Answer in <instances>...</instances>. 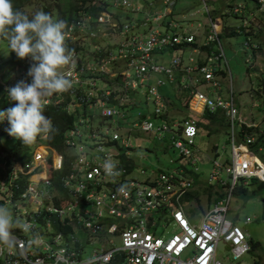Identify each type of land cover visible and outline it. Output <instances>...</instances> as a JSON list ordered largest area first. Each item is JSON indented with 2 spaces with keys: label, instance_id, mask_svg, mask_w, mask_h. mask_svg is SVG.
<instances>
[{
  "label": "built area",
  "instance_id": "built-area-1",
  "mask_svg": "<svg viewBox=\"0 0 264 264\" xmlns=\"http://www.w3.org/2000/svg\"><path fill=\"white\" fill-rule=\"evenodd\" d=\"M198 1L201 7L179 11L175 9L177 0H146L145 5L136 0H112L114 7L140 14L131 18L113 12L107 7L108 0H87L90 6L99 8L97 13L80 10L79 18L69 23L65 37H71L79 48L70 50L73 59L60 71L73 86L68 92L47 98L45 104L60 105L68 112L77 110L78 116L64 130V151L51 144L34 149L37 141H44L38 136L27 160L2 165L9 174L0 179V199L12 203L14 220L18 217L31 228L27 233L13 229L17 243L11 251L0 245V264H228L217 256L219 242L233 259L250 250L248 235L227 217V211L239 186L252 177L264 181V153H259L264 148V126L258 127L256 121L242 115L231 80L229 97L218 91L219 79L227 76L226 56L218 35L221 29L216 27L218 12L208 3L215 0L193 3ZM254 4L257 12L264 13V0H254ZM231 11L252 10L245 1L232 4ZM202 12L206 13L208 28L204 41L198 39L203 34L199 19L195 32L185 28V23L195 21L197 13ZM105 35L116 40L108 36L109 41L102 47L98 44L100 49L91 58L81 54L87 39L96 45ZM209 41L216 42V50L204 48L202 56L188 55L186 61L180 54L168 60L157 57L168 47L183 43H197L195 51L201 53L202 45ZM106 67H111V73ZM203 83L209 85L207 91L200 86ZM164 85L186 91L189 109L196 111L200 106V112L220 108L227 120L231 157L222 159L218 153L212 158L207 183L220 194L204 209L195 197L182 199L198 181L191 168L179 165L142 177L133 172L135 161L129 149L134 132L149 131L158 138L168 133L181 156L193 151L197 118H167L172 103L161 91ZM138 88H143L152 108L148 106L147 111L127 120L132 115L128 108L140 99L131 100ZM114 124L126 126V131L117 130ZM253 143L257 147H252ZM48 156L53 179L57 171L63 172L60 185H54L48 177ZM107 160L115 164L118 175L106 174L103 164ZM139 171L145 173L143 168ZM36 174L38 178L33 177ZM186 203H192L196 212L186 210ZM194 216H199V221ZM161 217L164 226L174 225L167 236L156 234ZM249 220L247 217L245 222ZM28 233H36L37 241Z\"/></svg>",
  "mask_w": 264,
  "mask_h": 264
},
{
  "label": "rangeland",
  "instance_id": "rangeland-1",
  "mask_svg": "<svg viewBox=\"0 0 264 264\" xmlns=\"http://www.w3.org/2000/svg\"><path fill=\"white\" fill-rule=\"evenodd\" d=\"M136 1H138L142 5H145L146 3V0ZM191 1L192 0H177V2L175 3V9L178 10V8L181 6H190ZM245 1L249 4V9L252 10L250 13L244 11V13L239 12V15H235L233 12H231L232 4H236L239 2L244 3ZM208 3L211 7H215L216 12H218L216 13V17H218L220 26L218 25L216 27L221 29L219 31V37L225 52L227 62V76L225 75L226 77L224 76L219 79L220 87L218 91L221 92L224 97H229V85L231 80L233 97L236 104L239 106L242 115L247 120H249L250 118L256 121L261 126H264V108L262 106L264 86L259 83V78L261 79V71H264V14H261L254 9V0H216L208 1ZM49 4L53 9L52 13L54 15L57 7H59V5H61L62 3H58V0H33L32 2L25 5V10L30 16H34L36 12L43 11L44 5ZM155 6H158V4H156ZM107 7L118 15L130 16L131 18H135L140 15L137 11L114 7L112 4V0H108ZM194 7H201V2L194 3L191 8ZM196 18L199 19L200 22L206 21V13H197ZM244 24H247L246 26H244V31H247L248 33L250 32L253 35L254 41L258 42V44L261 45V51H257L255 55H253L252 48L247 42L246 35L243 31H236L232 33L228 32L232 29V27L238 29L239 25ZM226 25L229 26L227 28V30L229 29L227 33L223 31ZM203 26L204 23H202L200 29H202ZM108 36H110L109 39H111V41L116 40V38H113L112 35H105L104 37H101V39L99 37L97 39V44L94 45V41L92 39H87L85 44L86 50L81 54H83L87 58H91L95 50L98 49V44L102 47L105 45V43H107V41H109ZM202 37L203 34L201 38ZM212 44L215 43L212 42ZM2 47V40L0 38V62H2L3 59H5V57L7 56L6 50L3 49L4 51H1ZM190 51V47H184L181 48V50L172 49L165 55V57H163V59L168 60L170 59V56L181 53L182 58L184 59V61H186L188 53ZM119 62L121 63L122 61ZM250 62L252 64V69L248 73L246 71V66ZM24 69V66L22 67V65H16L14 72L18 76L19 73L21 74V71H25ZM28 69L29 67H26L25 73L28 72ZM228 69L229 72H227ZM106 70L110 73L112 71L111 67H106ZM1 71L3 70L0 68V72ZM16 74H14V76ZM25 77H27V75H25ZM0 80L5 79L1 77ZM104 87L108 88V86L106 85ZM5 88H7V84H5ZM167 88V85L161 87L163 91H166ZM137 92L138 93L135 94L131 98V100H138L139 98L140 99L137 105H132L128 108V111L132 115L128 116L127 120H132L133 115H136L139 111H147L148 106L152 108V103L150 101L147 102V100L145 99L143 88H138ZM174 94L177 95V92L174 91ZM171 96L175 97V95L173 94H171ZM73 106L74 104L70 105V107ZM95 118H97V116ZM114 125L117 130L121 129V131H126V126H120L117 124ZM3 129L6 128L0 127L1 131ZM1 139L7 146H9L13 143L14 137L12 139H9L6 137L5 132H3ZM41 144L50 145L49 143H46L44 141H37L34 145V149H37ZM130 146H132L129 149L130 154L132 155L133 161H135V169L133 171L135 176L142 177L144 175L151 174L159 169L168 170L177 168L180 165L191 168L196 173L198 181L195 184V188H197L199 185L208 184V172L214 155H217L219 153V156L222 159L231 157V142L228 140L227 130H225L224 127H220V129L217 131L212 130L211 133H207L205 129L198 128L197 134L194 138V144L192 145L193 151L191 155L181 156L178 149L172 146L168 133H165L161 138H158L157 135L149 131L134 132L132 143ZM41 147L42 146H40L39 148ZM49 150L53 151V149L51 148ZM68 150L71 151L69 148ZM259 153H264V149L260 150ZM193 158H195V162L191 161ZM21 162V160H17L13 163V165ZM50 162L51 157L48 156L45 165L48 169V177L52 180L53 176L51 175L49 170V165H51ZM195 166H197V169H195ZM40 168H43L42 164L40 165ZM140 168L145 169L144 174L140 173ZM38 177L39 176H37L36 178ZM195 188H191L188 191H191ZM214 190L215 187L212 186V194L210 195V199H208L209 196L206 192L200 193L199 206L201 209H204L209 205L212 197L214 196ZM16 203L19 205L21 204V202ZM0 206L8 208L10 211L12 209V203L8 200L0 204ZM192 206V203H186L185 208L186 210H190L191 213H195L196 209H193ZM227 217L240 225L241 229L248 235L249 240L254 243V246L242 257L233 259L231 254L229 252H226L227 247L219 242L217 246V256L222 257V259L225 260L228 264H254V261L263 262L264 183H260L258 180L251 181L249 179V182L245 185L244 190L237 191L236 189L235 191H233L231 200L228 204ZM247 217L250 220L248 222H245ZM193 218H195L196 221H199V216H194ZM173 227L174 225L172 223L164 226V219L163 217H161L157 219L156 234L167 236L171 232ZM28 235L34 238L35 241H37L36 233H28ZM118 242L119 238L116 237L115 243Z\"/></svg>",
  "mask_w": 264,
  "mask_h": 264
},
{
  "label": "clouds",
  "instance_id": "clouds-1",
  "mask_svg": "<svg viewBox=\"0 0 264 264\" xmlns=\"http://www.w3.org/2000/svg\"><path fill=\"white\" fill-rule=\"evenodd\" d=\"M65 28L64 21H55L44 11L36 12L30 19L14 9L12 0H0V38L8 42L10 53L30 61L25 75L31 78L30 82L20 80L8 89V98L14 104L0 110V122L8 123L6 136L19 139L25 145L34 143L38 136L47 138L55 131L51 119L44 113L45 101L54 94L68 92L73 86L60 71L73 59L65 44ZM103 168L109 176L118 175L111 160L105 161ZM14 228L27 233L31 225L18 217L14 220L11 211L0 206V245L9 251L17 243Z\"/></svg>",
  "mask_w": 264,
  "mask_h": 264
},
{
  "label": "trees",
  "instance_id": "trees-1",
  "mask_svg": "<svg viewBox=\"0 0 264 264\" xmlns=\"http://www.w3.org/2000/svg\"><path fill=\"white\" fill-rule=\"evenodd\" d=\"M33 0H12L13 7L15 10L23 12L26 14L30 19L33 16H30L26 10H25V5L28 3L32 2ZM87 0H58V3L61 2L62 4L57 7V10L54 12L55 14L53 15V9L49 5H44L43 11L51 15L53 20L55 21H64L66 23V28L64 30L68 29V25L71 22L76 21L79 18L80 15V10H88V12H91L93 15L97 13L99 8L96 6H90L89 3L86 2ZM216 1V0H215ZM231 4V3H230ZM58 6V5H57ZM232 12V11H231ZM234 13V12H233ZM235 15H239L238 13H234ZM264 14V13H261ZM244 26L245 25H239L238 29H235L232 27L231 30H227L229 26H225V29H223L224 32L229 33L236 32V31H243L244 34L246 35V40L250 44L252 48V53L253 55L256 54L257 51H261V45L258 44V42H255L253 39V35L247 31H244ZM77 29H74V32H76ZM251 36V37H250ZM2 40V52L4 50L7 51V56L5 59H3L2 62H0V68L3 70L0 72L1 77H3L5 80H0V110L7 109L10 106H13L14 102L10 101L8 98V89L11 86H15L20 80H27L28 82L31 81L30 77H25V72H26V67H30V61L25 59V60H20L16 57V54L10 53V50L8 48V42L1 38ZM65 44L67 49L70 51L71 49H76L79 48V45L76 41H73L71 37L67 36L65 37ZM4 49V50H3ZM264 58V57H263ZM16 65H22L25 67V72L24 74H20L17 76V74L14 72V69ZM252 69V64L251 62L246 66V71L249 73ZM14 74H16L14 76ZM4 75V76H3ZM264 75V72L261 71V76ZM0 77V78H1ZM259 77V76H258ZM264 80V79H263ZM100 83L102 81H99ZM260 83V82H259ZM5 84H7V88H5ZM263 85V82L260 83ZM131 96V92H128ZM44 113L46 116H48L52 123L55 131L50 134L49 137L44 138L42 140L48 142L52 146L56 147L60 151H64V146L65 144L63 143V133L66 127L70 126L73 121L75 120V117L78 116L77 110L68 112L66 109L61 108L60 105H54L53 103H46L45 104V109ZM74 119V120H73ZM199 125L200 128L205 129L207 133H211L212 130H219L220 127H224V129H227V123H226V118L225 116L219 112V111H209V110H204L203 115L201 116L199 120ZM8 126V123L0 122V127L6 128ZM3 132H5V129L2 131L0 130V162L4 163L6 166L8 163H10L12 160H27L30 157V150L32 149V144L31 145H25L22 143L21 140L14 138L13 143L9 146H7L1 139V136L3 135ZM9 139H12L13 137L10 138L9 135L6 136ZM252 147H256L253 144H251ZM41 150V148H39ZM42 151V150H41ZM130 164H128L129 166ZM57 174L55 175L53 179L54 185H60L59 182V177L63 172L57 171ZM9 173L3 169L2 166H0V179L4 175H8ZM8 177L6 176L5 180H7ZM23 179H20L22 181ZM256 181L258 180L260 183H264L263 180H259L256 177H252L251 181ZM19 181L17 180L13 185L16 186V183ZM212 185L207 184V185H199L197 188L187 192L185 195H183L182 199L187 200L192 197H195L199 201V196L201 192H206L209 196L208 199H210V195L212 194L211 191ZM245 185H241L237 188V191L239 190H244ZM218 193L217 190H214V193ZM220 194V193H218ZM215 198H217L215 196ZM3 203V200L0 199V204ZM254 246V243H252V247ZM264 264V263H263Z\"/></svg>",
  "mask_w": 264,
  "mask_h": 264
},
{
  "label": "crops",
  "instance_id": "crops-1",
  "mask_svg": "<svg viewBox=\"0 0 264 264\" xmlns=\"http://www.w3.org/2000/svg\"><path fill=\"white\" fill-rule=\"evenodd\" d=\"M199 2V1H198ZM194 3H193V0L191 1V5L190 6H181V7H179L178 8V10L179 11H182V9H184V7H186V9L188 8L189 10H191L192 8V5H193ZM198 7H196V9H197ZM195 16V15H194ZM190 17V16H189ZM197 21H198V19L196 18V22L194 21V20H191L189 23H185V28H186V30L187 31H190V32H192V31H194L195 32V27L197 26ZM202 23H204V26L202 27V29H200V31H201V34L203 33V37L202 38H200V36L198 37V39L200 40V41H204L205 40V36H206V34H207V32H208V28H207V26H206V24H205V21H203ZM202 26V25H201ZM218 35H219V32H218ZM212 42H214V41H209V43L207 44V45H202V48L204 49V48H206V50H208V51H210L211 49H213V50H216V42H214L215 44H212ZM182 45V46H181ZM195 45H197V43H183V44H179V45H175L174 47H168L165 51H163L162 53H159L158 54V58L159 59H161V60H164L163 59V57H165V55L170 51V50H172V49H179V50H181V48H184V47H190L191 48V51L188 53V55H196V56H202L204 53H205V49L201 52V53H197L196 51H195V48H194V46ZM176 55V54H175ZM180 55H181V53H180ZM173 56V55H172ZM172 56H170V57H172ZM226 77V76H225ZM222 78V77H221ZM168 86V88H167V90L166 91H163L162 89H161V91L164 93V94H166V95H168L169 96V100L171 101V103H172V105H170V109H169V112H168V115L166 116L167 118H169L170 117V119H172V118H176V117H180V116H182V115H184V116H186V115H191V116H194L195 118H197V123H198V128H200V125H199V120H200V118H201V116L203 115V112H204V110H209L208 108L207 109H204V110H202V111H200L199 112V109H200V106H199V109H197L196 111L194 110H191V109H189L188 107H187V92L186 91H184L183 89L182 90H180V89H176L174 86H171V85H167ZM204 90H206L207 91V89H208V84L207 83H203V84H201L200 85ZM163 87V86H162ZM209 89H210V87H209ZM174 91H176L177 92V95L176 94H174ZM171 94H173V95H175V97H172L171 96ZM138 104V102H136L134 105H137ZM197 104H199V105H201V103H197ZM132 106V105H131ZM209 111H212V110H209ZM213 111H219V112H221L223 115H224V112L220 109V108H217V109H215V110H213ZM225 116V115H224ZM226 123H227V120H226ZM258 124V123H257ZM258 127H261V125L260 124H258ZM202 129V128H201ZM227 134H228V131H229V129H228V125H227ZM161 138V137H160ZM229 140V139H228ZM263 139H261V141H262ZM263 142V141H262ZM264 143V142H263ZM216 144V143H215ZM255 145V144H254ZM256 147H257V145H255ZM264 149V148H263ZM215 156V155H214ZM215 190H217L218 191V193H219V190L218 189H215ZM218 193H214V196L212 197V200L213 199H215V196L217 197V194ZM211 200V201H212ZM250 243H251V248H250V250L252 249V242H251V240H250ZM249 250V251H250ZM264 263V260H263V262H256V261H254V264H263Z\"/></svg>",
  "mask_w": 264,
  "mask_h": 264
},
{
  "label": "water",
  "instance_id": "water-1",
  "mask_svg": "<svg viewBox=\"0 0 264 264\" xmlns=\"http://www.w3.org/2000/svg\"><path fill=\"white\" fill-rule=\"evenodd\" d=\"M263 86H264V81H263ZM264 88V87H263ZM263 93H264V89H263ZM262 106L264 108V97L262 98Z\"/></svg>",
  "mask_w": 264,
  "mask_h": 264
},
{
  "label": "flooded vegetation",
  "instance_id": "flooded-vegetation-1",
  "mask_svg": "<svg viewBox=\"0 0 264 264\" xmlns=\"http://www.w3.org/2000/svg\"><path fill=\"white\" fill-rule=\"evenodd\" d=\"M263 72H264V71H263ZM263 79H264V75L261 76V79L259 78V82H260V83L263 82V81H264Z\"/></svg>",
  "mask_w": 264,
  "mask_h": 264
},
{
  "label": "bare ground",
  "instance_id": "bare-ground-1",
  "mask_svg": "<svg viewBox=\"0 0 264 264\" xmlns=\"http://www.w3.org/2000/svg\"><path fill=\"white\" fill-rule=\"evenodd\" d=\"M42 174H44V171H43V173H42ZM37 176H38V175H33V177H34V178H36Z\"/></svg>",
  "mask_w": 264,
  "mask_h": 264
}]
</instances>
